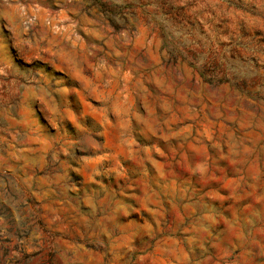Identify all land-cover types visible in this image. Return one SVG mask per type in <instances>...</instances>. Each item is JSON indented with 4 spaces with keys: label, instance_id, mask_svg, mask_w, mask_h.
I'll return each instance as SVG.
<instances>
[{
    "label": "rangeland",
    "instance_id": "obj_1",
    "mask_svg": "<svg viewBox=\"0 0 264 264\" xmlns=\"http://www.w3.org/2000/svg\"><path fill=\"white\" fill-rule=\"evenodd\" d=\"M0 264H264V0H0Z\"/></svg>",
    "mask_w": 264,
    "mask_h": 264
}]
</instances>
